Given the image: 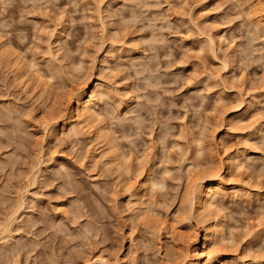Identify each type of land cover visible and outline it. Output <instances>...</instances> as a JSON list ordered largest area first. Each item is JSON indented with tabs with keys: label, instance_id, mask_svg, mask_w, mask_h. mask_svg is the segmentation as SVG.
<instances>
[{
	"label": "rangeland",
	"instance_id": "obj_1",
	"mask_svg": "<svg viewBox=\"0 0 264 264\" xmlns=\"http://www.w3.org/2000/svg\"><path fill=\"white\" fill-rule=\"evenodd\" d=\"M254 1L0 0V264H182L207 228L191 184L230 162L217 248L224 263L264 264ZM93 82L106 159L110 144L68 120Z\"/></svg>",
	"mask_w": 264,
	"mask_h": 264
},
{
	"label": "bare ground",
	"instance_id": "obj_2",
	"mask_svg": "<svg viewBox=\"0 0 264 264\" xmlns=\"http://www.w3.org/2000/svg\"><path fill=\"white\" fill-rule=\"evenodd\" d=\"M261 5L263 6L262 2L260 3L259 1L255 0L253 2V6H252V9H251L252 10L251 12L253 13L252 15L255 14V16L257 15V16L263 17V20H264V9H263V7H261ZM208 38H210V37H208ZM210 40H213V39H210ZM210 43L214 44V42H211V41H210ZM1 48H2V42L0 40V49ZM34 66L36 67L37 64L36 65L33 64L32 67H34ZM32 67H31V69H32ZM33 69H35V68H33ZM18 70L21 71V68L18 67ZM37 73H38V70H37ZM21 76H23V73L21 74ZM98 84L99 83H97V82H93L90 85L86 84V85L78 88L77 91H76L77 93L75 94L74 104L70 105L69 109L67 108L68 107V104H67V107H65V109L69 110V111L67 110L68 111L67 113L70 112L69 113L70 115L68 116V120H69V123L72 125L74 131L90 129V130L96 132V134H99V138L102 140V139H104L102 136H105V135H102V134H104L106 129L104 130V127L103 128H99V127L96 126V124L99 122L98 121L99 118L97 120V116L98 115H96L97 114L96 113V108H97L96 107V104H97L96 103V99L98 97L97 95H99L98 92H97V89L99 87ZM68 103H70V102H68ZM250 105H252V104H250ZM244 112H247V111H244ZM244 115L246 116V114L242 112V113L236 114V116H237V118L235 117L236 120L232 119V120H235V122H233V123H235L236 125L232 123L234 125V127L236 126L235 128H240V127H242V129L246 128L245 127L246 125L245 126L243 125L245 123ZM231 122H229V123L231 124ZM261 125H263V124L261 123ZM258 127H257V130L259 129ZM263 127L264 126H260L259 130L262 131ZM250 132L252 134L249 133L248 137H250V135H251V137L253 135H255V134H253V132L251 130H250ZM263 132H264V130H263ZM101 143L108 144L109 142L108 143L105 142V139H104V141H101ZM111 145L112 144L108 145L109 148L107 147L106 150H103V151H106V152H102L103 155H104L103 157L105 159H106V156H109L111 154V152H112V154H114V152L116 150L115 149L116 147H113ZM103 146L105 147L106 145H103ZM200 146H202V144ZM104 153L105 154H109V155L105 156ZM114 155H116V154H114ZM238 157H241V156L238 155ZM109 159L110 158H108L107 160H109ZM230 159H232V158H230ZM233 159H236L235 161L238 162V158L234 157ZM229 162H230V160L228 161V163ZM105 163H108V162H105ZM230 163L227 165V167H225V164H224L223 166L225 168L222 166L223 167L222 171H220L218 169L220 172H217L216 174H213V172H212V174H210V172L209 173L207 172L208 174L205 173L204 177L202 176V178H199L200 180H196L195 184L194 183L191 184L192 187H190V188H192V192L190 191L191 189L189 191H190V194L192 195V197H191L192 199L190 198L191 199L190 202L192 204V209H193V211L195 210V211H197L200 214L199 217H202V220L205 221V224H207V228H206V233H205V236H204V240L201 241L200 235L198 233L196 235H194L193 238L190 237L193 240L192 242L190 241V243H189V245L192 248V251L190 252V250H189L188 251L189 253L187 252L188 254L185 256V260H184L185 262L183 261L182 264H228V263H224V261H223L222 250L220 252L219 249L217 248L219 245H221V247H222L221 243H223L225 241L226 237H224L225 236L224 235V229H223L224 228L223 227L224 224L222 223L223 219L221 218L222 219V221H221V219L219 218L221 215L220 216L217 215V212H215V209H217V208L214 209V206H215V202L217 201V199L220 196L221 197L225 196L224 192H226L225 191L226 184H228V180L226 178H227L228 172L231 169L230 168L231 167ZM109 164H110V162H109ZM109 164H107V165H109ZM112 164H114V162ZM122 164H124V163H119V165H117V166H120V167H118L119 171L122 169L121 167H123ZM117 166H115V167H117ZM230 178L231 177H229V179ZM148 181H149V179L148 180H146V179L143 180L142 179L141 184L139 183V186H141V189H144L146 185H150V184L153 185V187H154V185L156 186V184L153 182V180L151 181V179L149 181L151 183L150 184H146V183H149ZM140 191L142 192V190H140ZM138 194H139V196L142 195L141 193H138ZM138 194H137V197H138ZM132 203L135 204L134 202H132ZM140 204H141V207H143L142 204H144V203H140ZM148 210H146V211H148ZM139 212L141 213V211H139ZM148 212L150 213L151 211H148ZM218 213H219V211H218ZM160 224H162V223H160ZM5 225H7V224L5 223ZM3 230L4 229H2V231ZM88 264H108V263L104 259H97L96 261L94 260L93 262L88 261Z\"/></svg>",
	"mask_w": 264,
	"mask_h": 264
}]
</instances>
